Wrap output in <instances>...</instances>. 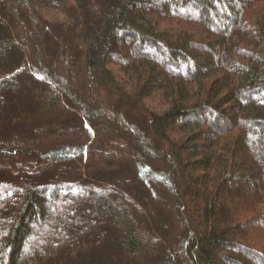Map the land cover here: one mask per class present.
I'll list each match as a JSON object with an SVG mask.
<instances>
[{
    "label": "trees",
    "instance_id": "trees-1",
    "mask_svg": "<svg viewBox=\"0 0 264 264\" xmlns=\"http://www.w3.org/2000/svg\"><path fill=\"white\" fill-rule=\"evenodd\" d=\"M262 214L264 0H0V264H264Z\"/></svg>",
    "mask_w": 264,
    "mask_h": 264
},
{
    "label": "rangeland",
    "instance_id": "rangeland-1",
    "mask_svg": "<svg viewBox=\"0 0 264 264\" xmlns=\"http://www.w3.org/2000/svg\"><path fill=\"white\" fill-rule=\"evenodd\" d=\"M236 5V4H235ZM216 10V9H215ZM184 11H188V12H192L193 13V15L195 16V17H200V16H202L201 14H198V13H194V11L191 9V8H187L186 10H184ZM217 14L215 13V12H213V16H216ZM142 53H144V54H148V55H156L155 54V52L151 49V48H149V47H144V49H143V51H142ZM158 56V55H157ZM131 57V54H130V52L127 50V49H124L123 50V55H122V59H124V60H126V59H129ZM108 59H110V60H115L116 58H114L112 55H109L108 56ZM167 69L166 70H168V71H182L183 70V67L179 64L177 67H172V66H167L166 67ZM47 85H48V88H50L51 87V84H48V83H46ZM35 89H38V88H41V86L40 85H32ZM45 88H46V85L44 86ZM57 119V118H56ZM50 138H52V140H53V142H55L56 140V135H51L50 136ZM34 139H35V137H34ZM43 145V144H42ZM189 157V155L188 154H185L184 155V159H186V158H188ZM190 169L188 168V167H185V168H183L182 170H181V174L183 175V177L185 178V182L187 183V182H190L191 180V175H192V171H189ZM248 176H249V178L251 179V180H253V179H255L254 178V176L253 175H249L248 174ZM192 186V185H191ZM194 187L195 186H192V189H194ZM3 191H5V192H8V189H7V187H5V188H3ZM10 191V190H9ZM191 192V191H190ZM193 193L191 192V193H188L187 195H185L184 196V198H186L187 199V197H192L191 195H192ZM50 197H51V195L49 194V193H47L46 195H45V198H47V199H50ZM193 197H195L194 196V194H193ZM119 198V197H118ZM119 200H121V201H118V202H113V203H115L114 205L116 206H119V205H124V202H125V200L123 199V198H119ZM126 203V202H125ZM126 205V204H125ZM48 208H49V211H50V216H52V213H53V211H54V209H59V210H61V208H62V206L59 204V203H57V202H54V201H50V203L48 204ZM262 219H261V221H260V218L259 219H255L254 221H253V224H252V226H251V232H254L255 234H257L261 229H263L264 228V217H263V214H262V217H261ZM49 218H47L46 220H44V223H45V228L47 229V230H52V228H51V226L49 225ZM29 229L31 230V232H32V234H31V236L30 237H28V238H26L24 241H23V244H22V248H21V251H20V253H21V255H24L25 253H26V251L28 252V250L27 249H30L31 247H32V245H33V243L34 242H36V243H38L39 241H40V239H41V233H40V231L36 228V226L34 225V224H31L30 226H29ZM151 242H152V248L153 249H155V255L156 256H160L161 257V255H162V252H161V250H160V248L156 245V242H154V241H152L151 240ZM250 264H261V262H259V261H257V260H254V257H252V256H250V258H249V256H248V260H247ZM213 262L215 263V264H222L221 262H219L217 259H214L213 260Z\"/></svg>",
    "mask_w": 264,
    "mask_h": 264
}]
</instances>
